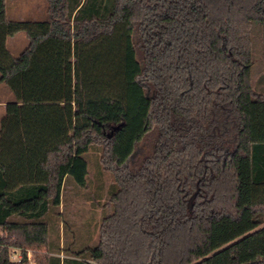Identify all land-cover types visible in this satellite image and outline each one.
<instances>
[{
    "label": "trees",
    "instance_id": "trees-1",
    "mask_svg": "<svg viewBox=\"0 0 264 264\" xmlns=\"http://www.w3.org/2000/svg\"><path fill=\"white\" fill-rule=\"evenodd\" d=\"M253 24L264 27V0H48L40 21L8 19L0 0V82L47 38L71 41L74 58L72 134L39 162L42 183L5 188L23 149L16 99L5 105L0 264H26L29 247L46 249L41 264H264ZM18 30L28 43L13 56L6 39ZM73 191L101 209L92 246L49 241V223L63 225L61 239L69 228L62 210Z\"/></svg>",
    "mask_w": 264,
    "mask_h": 264
},
{
    "label": "crops",
    "instance_id": "crops-1",
    "mask_svg": "<svg viewBox=\"0 0 264 264\" xmlns=\"http://www.w3.org/2000/svg\"><path fill=\"white\" fill-rule=\"evenodd\" d=\"M73 61L71 41L47 38L37 44L26 69L0 82L6 92L0 98V119L13 96L23 139L21 156L4 171L7 190L44 182L47 175L39 162L48 150L71 136ZM261 89L264 92V86Z\"/></svg>",
    "mask_w": 264,
    "mask_h": 264
},
{
    "label": "rangeland",
    "instance_id": "rangeland-1",
    "mask_svg": "<svg viewBox=\"0 0 264 264\" xmlns=\"http://www.w3.org/2000/svg\"><path fill=\"white\" fill-rule=\"evenodd\" d=\"M47 5L48 0H6V12L7 17L11 20L18 21H40L45 20L47 17ZM251 50H252V66H251V82L254 88L257 90L263 88L264 86V27L259 24H253L251 32ZM28 38L25 31L18 30L12 35L7 37L6 46L13 56H17L22 49L27 45ZM0 87V98L6 95ZM11 94V93H9ZM12 96H9L11 99ZM89 159V173L87 176L88 189L92 196H95V190L100 184L99 170L95 167L94 161L91 159V152L86 154ZM87 158V157H86ZM94 168V169H93ZM105 187L110 181L109 175L106 173L104 176ZM68 193V192H67ZM87 194V193H85ZM93 199H87L83 194L76 195L75 191L72 192V196L68 197L63 205L62 217L65 223L68 224L69 228L63 232V225H57V223H49V241L51 243H56V240L60 238V242L66 239V242L71 247H82V246H92L96 244L98 240V232H96L97 223L100 221L102 216L101 209L94 208L92 206ZM59 229V230H58ZM2 234V232H0ZM19 252V249L11 255V258L16 257L15 254ZM30 252L29 257H31L32 262L36 264H41L40 260L43 254L46 253L44 247H29L26 253V264L28 262L27 254ZM15 255V256H14ZM62 255V254H61Z\"/></svg>",
    "mask_w": 264,
    "mask_h": 264
},
{
    "label": "built area",
    "instance_id": "built-area-1",
    "mask_svg": "<svg viewBox=\"0 0 264 264\" xmlns=\"http://www.w3.org/2000/svg\"><path fill=\"white\" fill-rule=\"evenodd\" d=\"M29 254H30V252L27 254L28 262H30V264H36L35 262L30 261L31 257H29ZM15 255H16V257H14V260L17 261V262H20L21 261V253H20V251L17 254H15ZM12 259H13V257H12Z\"/></svg>",
    "mask_w": 264,
    "mask_h": 264
}]
</instances>
